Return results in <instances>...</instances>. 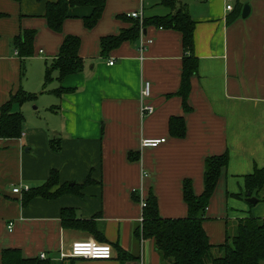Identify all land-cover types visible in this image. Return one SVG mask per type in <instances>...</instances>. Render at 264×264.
Wrapping results in <instances>:
<instances>
[{
    "label": "crops",
    "instance_id": "0c3cea01",
    "mask_svg": "<svg viewBox=\"0 0 264 264\" xmlns=\"http://www.w3.org/2000/svg\"><path fill=\"white\" fill-rule=\"evenodd\" d=\"M53 1L0 0V106L21 88L36 93L30 102H38L34 109L45 112L41 119H29V102L14 105L25 116L22 136H0V264L6 248H19L26 258L45 254L50 264H122L115 244L134 256L123 264H162L154 240L135 234L143 218L141 200L153 193L161 217H186L184 180L190 179L194 193L202 194L210 156L228 154L229 163L206 209L203 226L209 241L224 243L228 229L247 211L264 216V208L255 209L261 203L252 209L245 197L237 196L245 191L246 176L264 168V0H231L232 11L226 9L228 0H178L195 21L191 52L184 49L182 32L150 25L137 40H126L106 55L102 37L117 35L138 20L128 13L142 10L149 17L175 9L160 0H106L93 28L84 23L92 7L76 6L61 31H55L45 17L46 5ZM245 5L250 7L247 16ZM24 30L36 34L34 53L23 59L21 76L22 59L13 39ZM67 35L80 38L84 68L61 81L55 71L46 84L47 66ZM191 54L197 71L190 78L185 110L180 95L183 58ZM146 81L151 93L145 102L155 110L144 115ZM173 116L184 117L183 137L170 132ZM145 138L166 141L144 147ZM52 139L60 142L59 151L52 148ZM131 153L138 158L130 159ZM52 170L60 180L54 190L64 183L83 184L88 176L91 182L79 193L35 197L24 206L25 191L13 189L40 186ZM64 208H73L78 219L97 222L104 242L113 246L112 258L62 257L74 241L98 240L65 228Z\"/></svg>",
    "mask_w": 264,
    "mask_h": 264
},
{
    "label": "trees",
    "instance_id": "16d2710c",
    "mask_svg": "<svg viewBox=\"0 0 264 264\" xmlns=\"http://www.w3.org/2000/svg\"><path fill=\"white\" fill-rule=\"evenodd\" d=\"M20 1V0H16ZM159 3L175 12L165 15H153L144 17L143 26L155 25L167 29H175L183 34V45L186 53L193 49L194 26L186 7L178 0H160ZM106 0H57L48 2L45 17L48 25L55 31H61L64 20L69 17V11L76 6H90L92 12L84 17L87 28H93L101 18ZM4 13L0 12V17ZM141 33V25L136 20L132 27L122 30L117 35L104 36L101 39L102 53L106 55L110 50L118 47L126 40H137ZM35 30H24L13 39V45L18 50L22 59L21 76L25 74L23 59L34 53ZM80 38L76 35L64 37L60 52L55 61L47 66L45 82L52 79V74L57 71L61 81L67 75L81 72L84 68V60L79 56ZM197 71V58L185 55L183 58V73L180 95L183 97L184 109L188 110V93L190 90V78ZM63 92L58 89L57 93ZM37 98L36 93H29L19 89L0 106V136L3 138H20L23 133L25 116L19 110H14V105H22ZM170 132L173 136L183 137L186 133L185 120L182 116H173L170 119ZM51 146L55 151L61 149V144L55 139L51 140ZM130 159H137L133 153ZM229 163L228 154L210 156L205 165V188L202 194L196 195L192 181L185 179L183 183L184 200L188 205V215L181 218H163L158 212V201L151 193L143 207V221L136 229L139 239H153L162 264H264V217L247 216L236 220L235 227L228 229L226 241L214 245L204 229L206 209L213 195L222 169ZM59 172L52 170L51 175L44 184L30 187L22 194L21 201L25 206L35 197L55 198L64 193H79L80 189L91 182L88 176L83 184L64 183L59 185ZM251 195L264 201V168L256 169L251 175L246 176L244 193L238 197ZM136 199H139L136 197ZM68 214L70 217H68ZM62 223L65 228L81 230L92 234L98 240H107L103 231L94 219L84 220L74 216L73 208H64L62 211ZM118 251V258L123 264L134 256L126 252L120 245H114ZM74 259L73 257H68ZM50 258L40 256L26 258L19 248H6L2 252V264H50Z\"/></svg>",
    "mask_w": 264,
    "mask_h": 264
},
{
    "label": "built area",
    "instance_id": "2783aa9c",
    "mask_svg": "<svg viewBox=\"0 0 264 264\" xmlns=\"http://www.w3.org/2000/svg\"><path fill=\"white\" fill-rule=\"evenodd\" d=\"M226 6L228 11H232L234 6L232 3H229ZM129 17L138 19L141 25V33L143 31V21L144 15L143 11H135L128 13ZM142 36V35H141ZM140 36V37H141ZM145 42L141 40L140 42V52H143L145 49ZM113 60L110 61V64H113ZM151 93V83L146 81L144 87L141 92V100H142V113L145 115L151 114L154 112L155 108L153 105L146 103L145 101L150 97ZM166 138H145L142 140V146L144 147H157L158 145L164 143ZM28 185L15 187L13 191L15 193H22L23 191L29 190ZM142 207L146 206V200H141ZM143 221V218H142ZM13 223H9V229H12ZM62 257H73V258H87V259H110L114 255V249L112 244L104 241H98L94 238H89L87 240H77L74 241L71 245L70 250L67 253L62 252ZM42 258H45V254L41 255Z\"/></svg>",
    "mask_w": 264,
    "mask_h": 264
},
{
    "label": "rangeland",
    "instance_id": "374dc122",
    "mask_svg": "<svg viewBox=\"0 0 264 264\" xmlns=\"http://www.w3.org/2000/svg\"><path fill=\"white\" fill-rule=\"evenodd\" d=\"M165 7V6H164ZM28 107L29 108H27V110L26 111H29L28 113H30L31 112V109H32V112L30 113V116H29V119L31 118V119H35V120H38V119H41V118H39V116H41V117H43L45 114V112H44V110H38V109H34L35 108V106H38V102H29L28 104ZM19 108V107H18ZM33 111H34V113H33ZM24 127H25V125H24ZM247 197V196H246ZM246 197L244 198V199H246ZM259 203H261V204H259ZM248 204H250V203H248ZM259 204V205H258ZM256 205H258L255 209H258V208H261L260 209V212L261 211H263V208H264V201H260V202H258L257 204H250V207H252V209H254V207L256 206ZM249 210V209H248ZM254 212V211H253ZM254 213H252V212H249V211H247L246 213H245V215H244V217L245 216H256V215H253ZM260 217H264V216H260ZM230 229L232 230V227H230Z\"/></svg>",
    "mask_w": 264,
    "mask_h": 264
},
{
    "label": "water",
    "instance_id": "95a60500",
    "mask_svg": "<svg viewBox=\"0 0 264 264\" xmlns=\"http://www.w3.org/2000/svg\"><path fill=\"white\" fill-rule=\"evenodd\" d=\"M249 12H250L249 5H245V7L243 8V16H247L249 14ZM71 184H73V183H71ZM246 200L250 204H257L259 202V198L256 197V196L251 195L250 192H248Z\"/></svg>",
    "mask_w": 264,
    "mask_h": 264
}]
</instances>
